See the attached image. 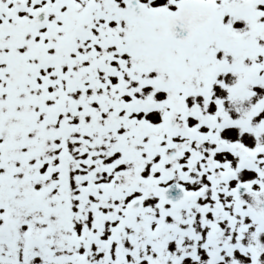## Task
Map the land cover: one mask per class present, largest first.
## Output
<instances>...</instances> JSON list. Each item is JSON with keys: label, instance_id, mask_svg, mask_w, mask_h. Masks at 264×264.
<instances>
[{"label": "snow or ice", "instance_id": "snow-or-ice-1", "mask_svg": "<svg viewBox=\"0 0 264 264\" xmlns=\"http://www.w3.org/2000/svg\"><path fill=\"white\" fill-rule=\"evenodd\" d=\"M0 264H264V0H0Z\"/></svg>", "mask_w": 264, "mask_h": 264}]
</instances>
